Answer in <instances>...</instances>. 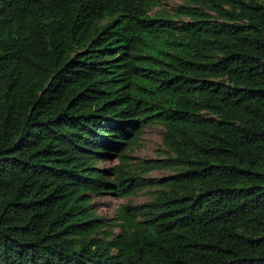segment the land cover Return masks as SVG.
<instances>
[{"label":"trees","instance_id":"16d2710c","mask_svg":"<svg viewBox=\"0 0 264 264\" xmlns=\"http://www.w3.org/2000/svg\"><path fill=\"white\" fill-rule=\"evenodd\" d=\"M185 1L0 0V264H264V0Z\"/></svg>","mask_w":264,"mask_h":264},{"label":"rangeland","instance_id":"374dc122","mask_svg":"<svg viewBox=\"0 0 264 264\" xmlns=\"http://www.w3.org/2000/svg\"><path fill=\"white\" fill-rule=\"evenodd\" d=\"M189 3L185 0H161V4L156 10L165 12L174 24H181L183 21L189 19L188 15L184 12ZM162 127L160 124H151L144 127L139 142L134 146L131 153L130 162L133 165L139 164L144 160L151 158H163L166 156L165 148L161 141ZM118 163L117 159L108 158L106 161L99 162L100 167H112ZM173 173L170 169H154L148 173H136V181L150 180L165 177ZM152 194V189L145 187L138 191L135 195L127 197H116L114 195L102 194L93 196L91 201L95 212L99 217L107 220L111 225H114V230L118 231L119 227L115 226L116 209L121 204L138 205L149 200Z\"/></svg>","mask_w":264,"mask_h":264}]
</instances>
